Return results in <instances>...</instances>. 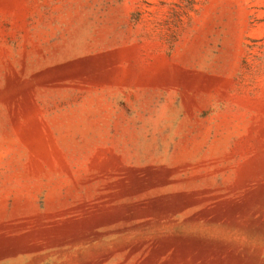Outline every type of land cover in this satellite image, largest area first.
Masks as SVG:
<instances>
[{"label":"rangeland","instance_id":"rangeland-1","mask_svg":"<svg viewBox=\"0 0 264 264\" xmlns=\"http://www.w3.org/2000/svg\"><path fill=\"white\" fill-rule=\"evenodd\" d=\"M0 264H264V0H0Z\"/></svg>","mask_w":264,"mask_h":264}]
</instances>
